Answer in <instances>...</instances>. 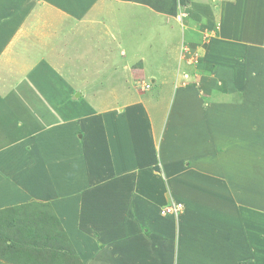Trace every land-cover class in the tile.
Here are the masks:
<instances>
[{
  "label": "rangeland",
  "instance_id": "rangeland-1",
  "mask_svg": "<svg viewBox=\"0 0 264 264\" xmlns=\"http://www.w3.org/2000/svg\"><path fill=\"white\" fill-rule=\"evenodd\" d=\"M45 1L36 0V10H40V5L45 6ZM98 1L104 0H97L93 7L81 6L77 22L71 23L68 34H63L58 43L66 53L64 55L79 59L80 64L71 61L66 72V66L58 63L48 74L38 73L37 79L29 82L35 87L20 81L22 89H26L15 87L19 93L12 92L19 81L0 82L8 93L2 100L0 97V104L6 107L4 115L0 113V122L5 123V127L0 128V191L3 194L0 198H4L0 202V206H4L0 208V264H264V208L253 209L252 199L248 198L253 196L249 195L251 190L264 191V151H261L264 150V138L253 135L248 128L241 130L238 139L234 136L229 139L225 132L221 135L223 143L214 144L215 151L206 168L203 161L194 160L187 154V146L193 148L195 144L188 143L194 140L191 134H183L180 138L186 142L185 154L175 147L174 151L167 149L164 152L166 158L163 155L160 158V134L157 142L151 141L159 150H155L156 154L150 159L153 147L148 146L149 139L153 138L147 119L139 114L128 118L130 123L139 126L144 138V141L137 139L138 133L133 149L136 151L143 145L147 161L129 162L94 148L95 127L106 135L110 124L106 113L111 111L110 106L115 108L122 101V98H115L110 104L109 95L117 93L116 89L127 88L134 97L141 95L136 99H143L154 87L152 77L142 75L144 66L140 57L132 58L133 52L142 51L149 60L162 58L167 50L175 51L174 55L178 56L177 82L194 84L200 93L204 88L198 77L194 82L193 70L196 69L195 74H198V71L215 69L210 62L205 63L207 58L196 50L190 32L197 26L191 30L186 28L183 35L182 27L176 23L173 33L170 31L172 20L177 19L183 27L188 25V0H167L163 10L165 16L155 9L153 0H127L131 9L126 12L133 15L131 27L128 21L126 23V17L121 14L116 17L119 7L115 12L107 8L95 10ZM116 2L113 1L114 6ZM0 3L4 5V13L6 8L9 11L14 7L16 0H0ZM146 14L150 18L143 28L148 34L141 38L144 32L139 29L140 18ZM164 17L166 25L162 26ZM159 29L161 36L157 33ZM198 36L202 37V34ZM129 38L131 54L124 49ZM58 39L57 36L55 43ZM136 40L138 43L133 42ZM207 40L203 37L199 45L205 46ZM166 41L170 42L167 47L163 46ZM146 42H149V49L144 46ZM116 47L119 55L128 56L126 58L132 62L135 60L134 66L98 63V58H105L107 52L117 50ZM169 60L164 57L162 64L167 65ZM110 67L118 73L113 82L109 78ZM73 68L77 74L73 73ZM42 76L46 79H41ZM157 88L166 98L170 96L169 84L160 85L159 82ZM79 92L82 93L77 96ZM174 92L170 109L177 98ZM246 96L247 93L242 91L238 103L248 101ZM163 107L168 110L169 104L161 102L159 110ZM8 108L14 112H9ZM110 119L115 118L111 116ZM69 126L72 130L68 141L72 147L66 145L64 154L61 149L65 144L60 136L63 133V141L67 143L66 128ZM80 134L84 137L79 138ZM170 137L171 133L166 138ZM232 150L236 152L234 155L230 154ZM57 152L63 155V161L58 159L60 154ZM66 155L68 158L64 160ZM169 158L174 162L172 172L176 170L179 174L175 177L168 174L165 160ZM156 164H160V172L154 170ZM183 169L194 173L186 175L184 171L180 172ZM77 173H83L82 179L76 176ZM163 179L164 189L168 180L178 185L185 205L179 216L161 212L164 199L158 200L156 195ZM217 180H237L238 186L242 187L239 195L242 197L245 193V201H238L242 202L240 208L225 206L223 210L218 207L219 203L211 202L217 197L216 191L222 192ZM67 182L71 185H65ZM182 188L192 189L200 198H192L185 192L181 194ZM261 197L260 204L263 205L264 194ZM244 216L247 220L260 217V223L248 226ZM250 249H254V257L246 255Z\"/></svg>",
  "mask_w": 264,
  "mask_h": 264
},
{
  "label": "crops",
  "instance_id": "crops-1",
  "mask_svg": "<svg viewBox=\"0 0 264 264\" xmlns=\"http://www.w3.org/2000/svg\"><path fill=\"white\" fill-rule=\"evenodd\" d=\"M113 1L114 0H104V3L98 1V8H95V10L107 8L108 10H114L115 12L116 8L119 7L121 9L118 8V16L116 17L119 18L120 14L123 18L126 17V23L128 21L129 27H131L133 15H129V12H126V9H131L127 0H116L117 2L115 6ZM153 1V6H157L155 9L160 10L159 13H161L162 16H165L163 10H165L164 7H166L165 2L167 0ZM96 2L97 0H46V4H44L45 6L40 5V10L38 11L36 10L38 6L36 0H16L12 9L9 11L6 10L7 8L5 9L4 13L6 16L2 13L4 5L2 6L0 3V82L4 83L5 80H14L15 82V80H17L19 82H26L24 85H28V87H31L30 85L35 87L34 84H30L29 82L36 80L38 73L46 75L49 70H52V66L58 65V63L66 66V72H68V67L71 66V61H76L75 64H80L79 59H69L68 56L64 55L66 53L62 52V47L58 45V43L63 34H68V27H72L71 23L74 20L77 22L76 18L81 6H92ZM188 5V25L183 27L177 19H171L172 22L169 26L171 33H173L174 27L176 26L175 24H179L180 28L182 27L181 34L186 28L191 30L192 27L197 26L195 29H192V32H190L192 39L197 46L196 50L200 52V55L207 58L208 61L206 60L205 63L210 62L215 68L211 72L205 71L200 73L198 71V74H195V69V71L193 70L194 73L191 74V76H195L193 77L194 82L197 79L200 80V84L201 86L203 85L204 88L202 92L203 94L198 91L197 86L194 84L186 85L177 82L176 63L178 56L174 55L175 51L167 50L162 58L152 57L149 60L145 58V54L142 51L139 53L133 52L135 55L132 53V58L135 59V57H140L139 61H142L144 66L142 75L152 77L154 87L149 91V94L143 97V99H136L137 96L141 95H135L134 97L126 91L127 88L121 90L116 89L117 93L109 95V98L111 99L108 100V103L110 104L114 102L115 98H122V101H120L119 106L117 105L115 108L110 106L111 111L106 113V115L109 116L110 121L106 135L99 127H95V135L92 141L96 150H99L101 153L107 152L116 158L127 160L129 162H132L133 160H136L137 162H139V160L147 161V157L144 156L146 151H144L143 145H140L136 151L133 149V142L137 137V134L139 133L137 139L144 141V138H142V131L139 132V126L136 125V123H130L128 118L139 114L145 116L143 118L147 119V126L152 134L153 139H149L150 145L148 147H153L151 141L154 144L155 141L157 142V135H162V144L161 147L159 146V149L162 151V153H160V158H162V155L166 158L164 152H166L167 149L174 151L175 147L185 154L184 149L186 142L181 141L180 138L183 137V134H191L194 140H189L188 143L191 144L192 142H195V144L192 145L193 148L187 146V154H189L194 160L203 161L206 168L209 166V160L212 159L210 155H213L215 151L216 146H214V144L217 145L219 142L223 143L221 142L224 141L221 135L224 136L225 132H228L229 139L232 140L233 136L238 139L241 135V130L248 128L250 132L252 130L253 135L258 134L260 139L264 138V0H188ZM122 9L123 11L121 12ZM37 12L41 13L37 14ZM166 15L173 18V16ZM147 16L148 14L144 17L140 16L141 26L139 29L144 32V35H142L141 38H143L145 34H148L146 31L147 29L143 28L145 21L147 22L148 18H150ZM9 21L10 23H8ZM5 22L8 24H5ZM52 22L54 23L53 25L50 24ZM166 23H168V21ZM161 24L162 26L166 25L165 17ZM59 28L60 31H58ZM117 28L120 30L119 27ZM58 33L61 35H58ZM120 33L118 32V34ZM157 33L160 34V29L157 30ZM199 33L202 34V37H197ZM57 36L59 39L55 43V38H57ZM203 37L208 38V43L202 47L199 45L202 43L199 42V40ZM130 39L131 38L125 43L127 48L124 49L127 53H129L128 49H130L132 45L129 41ZM133 42L138 43L137 40ZM153 44L154 42L151 43V45ZM169 44L170 42L166 41V44L163 46L167 47ZM144 46L149 49V42H146ZM131 50L132 49H130V51ZM103 57L104 56H101V58L97 59L98 63H101V65H128V68L129 66H134V61L136 60L135 59L132 62V60L126 58L128 56L119 55L118 49L108 51L105 58ZM164 57L168 60L170 59L167 65L162 64ZM109 70L111 75L109 78L110 81L113 82L118 73H116L115 69L113 70L111 67ZM73 73L77 74V71L74 69ZM119 73L123 72L120 71ZM196 77L198 78L195 79ZM40 78L46 79L44 76ZM19 82L16 86L14 85L12 92L16 93L17 91L19 93V90L26 89H22V84ZM159 82L160 85L166 83L170 85V88L168 89L170 96H168V98H166L163 91H158L157 87ZM3 83H0L1 100L8 94L5 93V86ZM15 87H19V90L15 89ZM174 91H176V93ZM242 91L247 93L246 98L248 101L240 104L237 99ZM173 92L177 98L176 100L174 98V106L170 109L171 94H173ZM132 96L134 98L130 100L127 99ZM161 102L163 104H169L168 110L166 107L161 108V111L159 110V104ZM123 104L124 106H122ZM7 110L11 113L14 112L10 108ZM4 111H6V107L2 103L0 104V113L3 114L1 115H4ZM111 116H114L115 119L111 120ZM99 124L100 123H98V125ZM3 127H5V123L0 122V128ZM66 130L68 132V135L66 136L67 143L63 141L64 134L62 133L60 136L62 142L65 144V147H62L61 149V153L64 152V154L67 149L66 145L68 147L72 145V143L68 141L71 137L70 131L72 130V126L67 127ZM169 133H171V137L170 139H167ZM82 137H84V135L80 134L79 138ZM59 144L61 145L60 139ZM202 144H204V146H201ZM157 149L158 147H153V150L150 153V159L156 154H154V151ZM236 150V152H238V149ZM236 152L232 150L230 154L234 155ZM57 153L60 154V152ZM61 155L62 154L58 155L60 156L58 157L59 160H62ZM63 158L64 160H67L66 158L68 157L66 155ZM173 158L180 160V158ZM169 159L171 160L172 158ZM169 159L165 160L168 174H173L175 177L176 174H178V171L174 170V172H172L174 162L171 160L170 163ZM229 165L232 168L230 163ZM182 171H184V174H190L191 176L192 173H194L185 169L180 172ZM198 171H200V169H198ZM76 176L82 179L83 173L81 175L80 173H77ZM221 176L223 177V174ZM229 176L233 177V175L230 174ZM169 181L170 180L165 184L164 189L163 179L162 186H160L157 191L156 196H158V200L160 198L164 199V203L161 205L162 208L166 205L170 196L182 200L181 195L179 194L178 185H176L177 183L175 184L174 182ZM190 181L192 180L190 179ZM61 182H63V178ZM216 182L222 186V192L216 191L215 193L217 194V197L211 199V202L213 204L219 203L218 207L223 208V210H225V206L234 209L240 208L242 202L245 201V198H243L245 193L243 192L242 197L239 195V192L242 191V187L238 186L237 180L229 182H220L217 180ZM65 185L70 186L71 183L67 182ZM210 187L211 192H213L214 183L211 184ZM180 191L181 194L183 192L186 194L189 193L191 197L198 196L195 195V192H192V189L185 190L182 188ZM250 192L251 194L249 195H253L252 197H248L249 199H252L251 207L253 206V209L256 207L264 208V203L263 205L260 204L262 203L261 195L264 194V191L261 190L256 192L251 190ZM1 196H3V194L0 191V197ZM249 199H246V201H249ZM3 200L4 198H0V202H3ZM239 200L242 202L239 203ZM1 207L4 206H0V208ZM244 219L248 226L249 224H255L254 222L257 224L260 223V217H254L253 219L249 217L247 220L246 216H244ZM246 253L248 256H255L254 249H250ZM7 263L9 262H3V264Z\"/></svg>",
  "mask_w": 264,
  "mask_h": 264
},
{
  "label": "built area",
  "instance_id": "built-area-1",
  "mask_svg": "<svg viewBox=\"0 0 264 264\" xmlns=\"http://www.w3.org/2000/svg\"><path fill=\"white\" fill-rule=\"evenodd\" d=\"M184 206L185 205L183 201L170 196V198L168 199V202L162 208L161 212L165 215L175 214L176 216H178L180 213H182Z\"/></svg>",
  "mask_w": 264,
  "mask_h": 264
},
{
  "label": "water",
  "instance_id": "water-1",
  "mask_svg": "<svg viewBox=\"0 0 264 264\" xmlns=\"http://www.w3.org/2000/svg\"><path fill=\"white\" fill-rule=\"evenodd\" d=\"M79 95H80V92L77 93V96H79ZM154 169L157 170V171H160L161 168H160L159 165H155V166H154Z\"/></svg>",
  "mask_w": 264,
  "mask_h": 264
},
{
  "label": "clouds",
  "instance_id": "clouds-1",
  "mask_svg": "<svg viewBox=\"0 0 264 264\" xmlns=\"http://www.w3.org/2000/svg\"><path fill=\"white\" fill-rule=\"evenodd\" d=\"M182 201V200H181ZM184 203V202H183ZM162 211V210H161ZM179 216V215H178Z\"/></svg>",
  "mask_w": 264,
  "mask_h": 264
}]
</instances>
